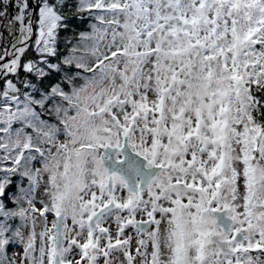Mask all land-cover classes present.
Masks as SVG:
<instances>
[{
  "label": "snow or ice",
  "instance_id": "6c2138e0",
  "mask_svg": "<svg viewBox=\"0 0 264 264\" xmlns=\"http://www.w3.org/2000/svg\"><path fill=\"white\" fill-rule=\"evenodd\" d=\"M63 6L41 0L34 21L29 0H17L8 28L20 22V36L0 74L61 70L48 57ZM94 9L111 18L80 33L86 54L73 46L63 59L78 70L64 77L71 92L56 83L39 99L25 93L22 107L12 80L0 93V163L11 162L0 198L10 174L29 178L15 209L0 199V264H264V0H79L78 11ZM34 23L41 59L22 65ZM37 158L43 168L29 169ZM42 173L47 203L36 199ZM11 244L22 252L9 256Z\"/></svg>",
  "mask_w": 264,
  "mask_h": 264
},
{
  "label": "trees",
  "instance_id": "16d2710c",
  "mask_svg": "<svg viewBox=\"0 0 264 264\" xmlns=\"http://www.w3.org/2000/svg\"><path fill=\"white\" fill-rule=\"evenodd\" d=\"M51 2H55V0H51ZM79 0H64V6L61 8L62 14L66 17L64 24L65 27H62L58 30L57 35V56L55 57H48L49 63L54 64H60L61 70L57 71L55 69L49 70L45 68V71L49 72V75L46 78H38L34 73H28L23 68L19 70L18 73H9L7 76H4L3 74L0 76V93H2L6 89V81L12 80L14 84H16L17 88L19 89V93L17 95L19 96L20 101L23 103L25 102V93H29L33 96H35L37 99L40 98L41 92H46L50 89V87L56 83H60L61 87L64 88L65 91L71 92L72 85H69L67 81L64 79L65 75L67 76H75L77 73V69L74 65L68 66L64 65L63 59L67 57L73 48V46L78 47V55L81 53H84L88 50V44L89 42H83L80 41V33H91L93 31V26L98 27L99 20L97 19V16H92L89 12H81L77 10ZM41 3V0H29V6L30 9H35L33 20L38 19V8L37 5ZM12 0H8V15L7 16H0V56L3 55L4 51L8 48V43L11 40V37L13 35V24L17 25L18 22L14 21L11 29L8 28V19L13 17V11L17 10V0H15V4L13 7ZM12 7L14 8L12 10ZM0 11H4V0H0ZM99 16V15H98ZM97 19L95 22H91L90 19ZM108 19V17H105ZM27 24V22H26ZM32 42V41H31ZM31 44H34L32 42ZM34 47L30 45L25 52L21 55L20 60L21 64H26L28 60L34 55L33 62L40 61V54L35 53ZM4 64L2 60H0V65ZM81 75H87L86 73L81 72ZM35 84L36 89H33L31 87H28V83ZM73 83L76 86H79L83 83V79L77 77ZM259 95V93H258ZM56 103H61L64 107H67L66 102H62L58 97L55 100ZM13 103V108L14 102ZM52 101H48L45 105L46 108H50L52 106ZM4 105L3 98L0 97V108H2ZM36 110L38 112H41L40 107L37 105L35 106ZM70 115L73 114L72 112L69 113ZM41 119L47 120L49 123H59L57 118L54 115H51L47 111H43L41 114ZM259 119V117H257ZM0 127H3L2 124H0ZM21 125L19 123H16L13 125V128H19ZM25 131L32 132L31 128H26ZM3 133H0V136H3ZM4 156V152L0 150V157ZM43 164V161H41L39 158L36 160L31 161V163L28 165L29 169H37L40 168ZM5 166H11L10 161H4L3 163H0V169L4 168ZM24 168H21L18 172L10 174L9 178L11 180V184L7 186L6 188V195L0 199L3 200L4 204L7 208L15 209L16 204L13 203V197L19 194V190L21 188H27L29 186V178L27 176L21 175V173L24 171ZM5 173L3 171H0V178H3ZM45 181L44 186L40 184V187L37 189L36 193V199L37 200H43V193L45 191V188L48 187V178L44 175ZM43 178V176H42ZM24 207H27V205H23ZM10 223L13 225V227L19 226L20 220L19 218H16ZM27 230V228L22 229L23 233ZM17 244H11L8 247V251L14 249V247Z\"/></svg>",
  "mask_w": 264,
  "mask_h": 264
},
{
  "label": "rangeland",
  "instance_id": "374dc122",
  "mask_svg": "<svg viewBox=\"0 0 264 264\" xmlns=\"http://www.w3.org/2000/svg\"><path fill=\"white\" fill-rule=\"evenodd\" d=\"M12 2L15 4V0H12ZM14 4H13V7H14ZM12 7V10L14 9ZM19 13V9H18V11L17 10H15V11H13V17L16 15V14H18ZM34 12H33V16H34ZM98 15H104L105 17H108V19H110L111 17L110 16H108V14L107 13H103V12H101V11H99V10H93L92 11V16H98ZM96 17H94L93 19H90V21L91 22H95L97 19H95ZM106 19V18H105ZM122 19V18H121ZM35 21V20H34ZM26 22H27V18L25 19V21H24V24L26 25ZM98 27L99 28H103V27H105L102 23H101V21H99L98 22ZM20 28H21V24H20V22H18L17 23V25H15V24H13V35H12V37H11V40L9 41V45H8V48H7V51H13V49H12V44H14L15 42H16V38L17 37H19L20 36ZM110 31V30H109ZM37 38H38V33H37V28H36V24L34 23L33 24V33H32V35H31V37H30V39L26 42L27 43V47H26V49L30 46V45H32L33 47H34V50H35V53H38L37 51H36V40H37ZM34 42V44H31L32 42ZM19 46H23V45H18V47ZM25 49V50H26ZM34 53V54H35ZM87 53V51H85L84 52V54H86ZM33 57H35L34 55L28 60V62L29 61H34L33 60ZM13 57H4V59L2 60L4 63H9L10 62V60L12 59ZM41 58V57H40ZM27 62V63H28ZM14 106H15V102H14ZM23 106V103H21V107ZM15 109V107L13 108V110ZM65 139H66V137L65 136H63V135H61L60 137H59V141L60 142H64L65 141ZM53 151H55V149H53ZM41 166V169L43 168V164L42 165H40ZM238 168H240L241 170H242V165H238L237 166ZM44 175H46V177L48 178V174L47 173H42V176H43V178H42V180H41V185L42 186H44V181H45V177H44ZM239 183L241 184V186H242V179H241V181H239ZM45 187V186H44ZM38 208L39 207H42V205L41 204H39V203H37V205H36ZM51 218H54V215H52V214H49L48 215V226L50 227L51 226V223H52V220H51ZM43 227H44V224H43V222H42V218H40V217H37V223H36V231H37V233H39L40 231H42L43 230ZM28 231H29V229L27 228V230L24 232V234L25 235H27V233H28ZM37 239H40L39 237H37ZM37 246H39V243L37 242ZM21 250H22V246H20V245H16L15 247H14V249H13V251H12V254L13 253H20L21 252ZM38 254V253H37ZM9 256H10V254H9ZM45 264H47V261L45 262Z\"/></svg>",
  "mask_w": 264,
  "mask_h": 264
},
{
  "label": "flooded vegetation",
  "instance_id": "af4514ba",
  "mask_svg": "<svg viewBox=\"0 0 264 264\" xmlns=\"http://www.w3.org/2000/svg\"><path fill=\"white\" fill-rule=\"evenodd\" d=\"M149 99H155V96H154L151 92L149 93ZM189 158H190V157H189ZM45 176H46V175H45ZM240 190H241V192H243V187H242V186H241V189H240ZM42 197H43V200L47 203V202H48V197H47V195L45 194V191H44ZM146 198H147V197H146ZM185 202H186V201H185ZM166 206H167V205H166ZM125 215H126V213H125ZM145 218H146V217H145ZM54 219H55V217H54V218H51L52 221H53ZM137 219H141V215H140V214L137 215ZM70 223H71V221H69V224H70ZM105 226H108V225H105ZM115 230H116V225H115V224H111V231L113 232V235H115ZM129 234L132 236V247H133V250H134L135 247L137 246V245H136L137 236H136L134 230L131 229V228L126 229L125 235H129ZM38 237H39V236H38ZM37 242L40 243V239H37ZM17 245H18V244H17ZM38 247H39V246H37V248H38ZM12 251H13V249L10 250V251H8V254H10V256L12 255ZM149 251H151V246H149ZM21 252H22V250H21ZM21 252H20V253H21ZM116 255H117V256H120L119 253H117ZM252 255H253V256H256V255H258V253L253 252ZM120 258L123 259L122 256H120ZM262 259H264V257H262ZM137 260L139 261V257L137 258ZM45 262H46V261H45ZM99 264H103V258L100 259Z\"/></svg>",
  "mask_w": 264,
  "mask_h": 264
},
{
  "label": "water",
  "instance_id": "95a60500",
  "mask_svg": "<svg viewBox=\"0 0 264 264\" xmlns=\"http://www.w3.org/2000/svg\"><path fill=\"white\" fill-rule=\"evenodd\" d=\"M13 3V2H12ZM21 27H22V25H21ZM2 74H0V76H1Z\"/></svg>",
  "mask_w": 264,
  "mask_h": 264
}]
</instances>
